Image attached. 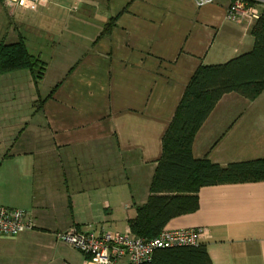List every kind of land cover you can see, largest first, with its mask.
Segmentation results:
<instances>
[{
  "label": "crops",
  "instance_id": "crops-1",
  "mask_svg": "<svg viewBox=\"0 0 264 264\" xmlns=\"http://www.w3.org/2000/svg\"><path fill=\"white\" fill-rule=\"evenodd\" d=\"M232 1L48 0L8 11L0 0V42L22 40L46 63L36 83L25 69L0 74V204L36 223L0 235V264H28L39 251L82 264L59 232L129 228L195 71L253 47L256 20L229 19ZM24 85L36 87L28 113ZM192 152L221 165L264 158V90L253 100L224 94ZM198 198L165 228L204 227L211 264H264V181L203 186Z\"/></svg>",
  "mask_w": 264,
  "mask_h": 264
},
{
  "label": "trees",
  "instance_id": "trees-1",
  "mask_svg": "<svg viewBox=\"0 0 264 264\" xmlns=\"http://www.w3.org/2000/svg\"><path fill=\"white\" fill-rule=\"evenodd\" d=\"M251 34L249 51L224 63L201 65L191 77L163 136L148 200L136 206V215L128 221L135 235L150 240L173 217L196 211L203 186L264 181V158L221 165L207 157L197 159L192 152L197 131L224 94L236 92L253 100L264 90V6ZM22 69L36 83L46 63L30 54L22 40L1 41L0 74ZM141 264H211V258L206 244L199 242L156 249L151 261Z\"/></svg>",
  "mask_w": 264,
  "mask_h": 264
},
{
  "label": "built area",
  "instance_id": "built-area-1",
  "mask_svg": "<svg viewBox=\"0 0 264 264\" xmlns=\"http://www.w3.org/2000/svg\"><path fill=\"white\" fill-rule=\"evenodd\" d=\"M8 10L22 8L36 11L48 0H1ZM214 0H196L198 6ZM264 0H233L227 9V17L241 22L246 18L257 20ZM36 226L30 211L0 204V235L16 236ZM204 227L164 228L148 240L137 236L128 228L123 232L103 230L99 233L82 231L71 226L57 234L58 239L78 249L84 255L83 264H119L124 258L128 263L141 264L151 261L156 249L198 244L205 235Z\"/></svg>",
  "mask_w": 264,
  "mask_h": 264
},
{
  "label": "rangeland",
  "instance_id": "rangeland-1",
  "mask_svg": "<svg viewBox=\"0 0 264 264\" xmlns=\"http://www.w3.org/2000/svg\"><path fill=\"white\" fill-rule=\"evenodd\" d=\"M4 13H3L4 14V17L6 19H8V13L5 10H4ZM24 73H25V71H24ZM23 89H24V92H25V95H24L23 101H22L23 102L22 105H24L23 106V111L26 112V113H28V112H30V109H28L26 107H29V108L32 107V109H34L35 107H38L37 106L38 105V101L35 100V99L31 100V97H35V95H36V90H35L36 87L33 88V89H31L29 87L26 88V85H24L23 86ZM44 90H45V87L42 89V93H43ZM18 102H19V100H18ZM33 123L36 125L37 124L36 120ZM69 247H71V246H69ZM71 248H73V247H71ZM73 249H75L78 253H80L84 257V255L78 249H76V248H73ZM55 256H56V253H54V251H47V252L44 251V253H42L41 251H39V252H36V253L32 254L30 256V258L27 260V263L28 264H52L50 262V260H52ZM125 263H127V259H124L123 258L120 261L119 264H125ZM82 264H83V262H82Z\"/></svg>",
  "mask_w": 264,
  "mask_h": 264
}]
</instances>
